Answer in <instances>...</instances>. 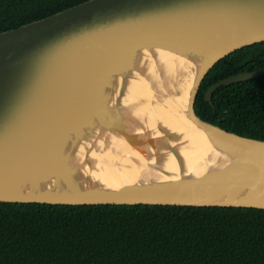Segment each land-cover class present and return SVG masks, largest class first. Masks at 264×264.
<instances>
[{
	"label": "water",
	"instance_id": "water-1",
	"mask_svg": "<svg viewBox=\"0 0 264 264\" xmlns=\"http://www.w3.org/2000/svg\"><path fill=\"white\" fill-rule=\"evenodd\" d=\"M262 41L264 0H84L0 31V201L264 208V140L194 109Z\"/></svg>",
	"mask_w": 264,
	"mask_h": 264
},
{
	"label": "trees",
	"instance_id": "trees-1",
	"mask_svg": "<svg viewBox=\"0 0 264 264\" xmlns=\"http://www.w3.org/2000/svg\"><path fill=\"white\" fill-rule=\"evenodd\" d=\"M84 0H0V31ZM264 41L219 59L194 102L202 119L264 140ZM0 264H264V208L0 201Z\"/></svg>",
	"mask_w": 264,
	"mask_h": 264
},
{
	"label": "bare ground",
	"instance_id": "bare-ground-1",
	"mask_svg": "<svg viewBox=\"0 0 264 264\" xmlns=\"http://www.w3.org/2000/svg\"><path fill=\"white\" fill-rule=\"evenodd\" d=\"M186 80L188 81V84L182 85V83H180L175 87L173 86L171 96H165V100L177 108H184L186 104L190 81L189 79Z\"/></svg>",
	"mask_w": 264,
	"mask_h": 264
}]
</instances>
